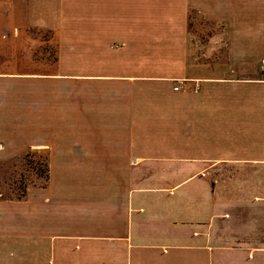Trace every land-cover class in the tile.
<instances>
[{
	"label": "crops",
	"instance_id": "crops-1",
	"mask_svg": "<svg viewBox=\"0 0 264 264\" xmlns=\"http://www.w3.org/2000/svg\"><path fill=\"white\" fill-rule=\"evenodd\" d=\"M263 61L264 0H0V264H264Z\"/></svg>",
	"mask_w": 264,
	"mask_h": 264
},
{
	"label": "rangeland",
	"instance_id": "rangeland-1",
	"mask_svg": "<svg viewBox=\"0 0 264 264\" xmlns=\"http://www.w3.org/2000/svg\"><path fill=\"white\" fill-rule=\"evenodd\" d=\"M104 21H113L116 20V15L113 13H105L102 16ZM113 33H116V29H102L97 31L95 29H75V30H65L57 29L56 30V44H57V57L58 61L63 63L67 62L69 64L82 63L81 60H74L71 58H63L62 52L64 54H74L78 53H97L102 52L104 54L116 52V40L112 36ZM97 34L101 37H97ZM103 35V37H102ZM45 38V35L41 36ZM51 34V39H52ZM99 38V42L97 39ZM99 46V47H97ZM99 48L102 51L96 50ZM94 62V61H93ZM100 63H111L110 61H100ZM36 164H40V160L35 159ZM11 163H1L0 162V196L5 198L16 199L28 184L31 166L26 165V171L18 169L17 172H13V167L10 166ZM18 174H21V177L18 178ZM31 180V179H30ZM27 183V184H26Z\"/></svg>",
	"mask_w": 264,
	"mask_h": 264
},
{
	"label": "trees",
	"instance_id": "trees-1",
	"mask_svg": "<svg viewBox=\"0 0 264 264\" xmlns=\"http://www.w3.org/2000/svg\"><path fill=\"white\" fill-rule=\"evenodd\" d=\"M35 159L40 160V164H36ZM26 165L31 166V175L29 177L28 184L24 188V191L22 194H20L16 199H21L26 195L27 189L31 186L38 185V186H44L48 180V167H47V161L46 157L42 155H38L32 151L26 152L20 159L11 162V167H13V172H17L18 169H21L22 171H26L25 168ZM10 164V163H9ZM21 177V174H18V178ZM31 179V180H30Z\"/></svg>",
	"mask_w": 264,
	"mask_h": 264
},
{
	"label": "built area",
	"instance_id": "built-area-1",
	"mask_svg": "<svg viewBox=\"0 0 264 264\" xmlns=\"http://www.w3.org/2000/svg\"><path fill=\"white\" fill-rule=\"evenodd\" d=\"M261 73L264 77V61L261 63Z\"/></svg>",
	"mask_w": 264,
	"mask_h": 264
}]
</instances>
